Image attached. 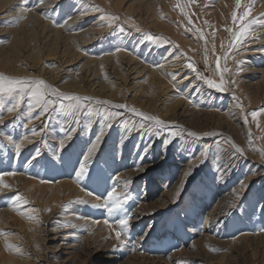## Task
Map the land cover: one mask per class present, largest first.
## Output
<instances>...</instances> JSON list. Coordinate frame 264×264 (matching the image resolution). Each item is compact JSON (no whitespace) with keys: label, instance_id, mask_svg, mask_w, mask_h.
Wrapping results in <instances>:
<instances>
[{"label":"rangeland","instance_id":"374dc122","mask_svg":"<svg viewBox=\"0 0 264 264\" xmlns=\"http://www.w3.org/2000/svg\"><path fill=\"white\" fill-rule=\"evenodd\" d=\"M46 1L48 0H44V2ZM101 1L106 4L103 5ZM101 1L64 0L59 4L57 3V9H53L50 14L47 13L46 17L50 19L49 22L52 25L60 28V25L66 23L71 16L73 17L77 10H85L89 12L88 15L94 14L89 18H84L86 19L84 25L98 24L100 22L101 26L106 28V31L100 37L101 39L97 38L98 40L95 43L93 42V45L91 44L87 47L88 49H85L84 53L87 56L98 57L100 53L101 56L104 54L110 55L111 52H103L104 47L113 46L120 38L123 39L125 44H129L131 41L135 44L132 51L127 47L128 49L126 50L129 51L127 53L134 56L137 55L138 57H133L140 62L144 60L145 65L149 63L147 66L150 70L159 68L164 62H169L173 65V67L167 68L169 69V72H167L169 85L167 87L169 88L165 100H170L168 101L171 103L169 105L181 99L183 101L186 100L191 109L222 114L224 119L231 124L234 123V118L239 119L237 122L240 123L239 127H243L244 140L248 143L249 150L244 155L237 152L233 147V144L237 146V143L232 135L224 132L225 127H216L211 124V127L209 126L203 131H196L187 126L180 127L181 122L179 121L169 123L171 127L167 123L166 127L159 128L154 127L153 121L146 120L143 116H138L129 111V108L135 107V109L147 116L152 114L139 107L138 102L141 99V95L144 97L143 90L139 89L138 91L137 87L131 84L138 82V84L140 83L139 85H143V78L136 82H128L120 96L121 102L116 101L115 104L103 100L96 101L92 98L81 99L80 101L60 99L49 94L48 100L54 103L48 107L46 112L41 110V106L35 105V101L27 94H25L24 99L19 104H17L18 97L16 95L0 94V174L5 172L15 173V170L17 172L15 175H3L2 178L23 176L27 172L30 179L33 177L32 179L38 181L37 183L52 184L56 177H62L64 172H66L63 169V164H68L66 169L74 172L76 164L90 147L85 141L88 139L95 140L93 136L97 137L99 132H102L103 135H100V147L95 155L91 171L84 179V183L88 188H93L95 184L110 183L111 189L115 188L117 195L120 192V197L123 200L122 206L118 210L113 211L112 214L103 206L107 201L106 192L101 194L106 195L99 199L98 205L92 204L90 201H84L81 198L69 202L70 209L76 204V208H79L83 214L86 210L91 209L93 211V222H103L105 229L113 230L111 233L112 237L104 235L103 239L92 245L90 241L89 243L84 241L83 236H88L89 232H92L90 236L98 235V229L78 230L79 235H73V229L66 222L61 221L59 215L48 217L51 214L50 211L45 213V218L29 219L31 216L26 214V209H28L30 204L27 196L21 191L23 187L17 188L18 191L1 193L0 212L1 210L7 211V209L9 211L10 207L14 210H10V218L2 219V221L7 222V225L5 224L6 222H2V225H0V233H2L0 234V260L2 261H0V264H18L14 261L10 263L9 260L5 261V259L7 257L8 259H19L22 254H25L24 263L27 264H38V262L40 264H126L125 261L136 254V251L141 256L150 259H163L171 264H193L191 259L183 258L180 255L177 256V254L182 252V250L188 252L191 249L190 245L198 238V232L206 234V232L212 231V229L210 230L209 221L207 222V217L214 208L216 200L210 189L213 188L212 185L216 179H222L223 177L220 170L222 156L223 159L227 157L239 159L238 161H232L235 163L233 175L225 181L230 180L235 175L237 186L242 183L241 185L244 187L245 182L248 183L242 191L243 194L241 195L242 197L240 196V201L221 220V222L224 221L225 223L222 225L221 232L218 233L221 236H217V232L212 231V233L216 234V237L221 238L220 240L224 242L234 241L235 238L238 240L242 236L241 233L247 235V237L256 236L257 238L264 236V94L261 95L262 97L260 96V101H245L247 95L243 96V91L255 83H261V86L264 87V0H241L239 9L236 7V0H194V2H190V0H172V10L169 12L162 11L159 22L173 30L175 36L151 26L145 25V27H142L133 19L123 17V13L115 9L112 0ZM83 4H87L86 9L81 7ZM41 5L37 6V0H29L30 8L33 7L30 11H24L22 5H20L21 8L19 9L25 14L42 10ZM219 7L221 10L219 13L215 16L210 14V12L217 10ZM181 8H183V12ZM248 9H251V11L244 20V25H250L249 33L235 48H230L229 46L233 42V35L240 28L239 17L243 16ZM233 12H236L238 17L235 24L232 20ZM184 13H187V15ZM112 16L119 17V19L113 21L111 27H109L108 19H101V17L110 18ZM253 21H258V23H253ZM16 25L17 23L11 22L9 19L7 22H0V30L2 31L3 27L8 29ZM137 27L140 29L138 32L136 30ZM147 34H151L155 39L148 40L146 38ZM189 40L196 42L201 47H192ZM9 42L10 37L0 36V46ZM98 48V51H101L100 53L96 50ZM136 48H139L140 52L138 54ZM196 49L197 51H195ZM149 56H151V60L148 59ZM225 56L227 57L226 59ZM167 57L170 58L168 59ZM218 57L220 58L219 69L216 67ZM189 64L193 65V67H188ZM47 65L52 68L54 63H48ZM173 76L175 79H173ZM221 78H223L224 91L210 88L206 83V79H212L220 83ZM24 79L30 81L27 78ZM60 85H57L58 89L63 92L59 87ZM192 85L193 87L191 88ZM190 88L191 93L186 96V90ZM207 90H209V94ZM202 92H205V94ZM187 97L188 99H186ZM221 98L222 100H220ZM199 103L201 104L200 107ZM76 104L80 105L77 110L69 107ZM117 104L127 105V108H117L115 107ZM14 105L15 108L12 111L13 114H11L8 109ZM29 105L35 106V114L31 117L32 122H27L28 117L25 116L29 111ZM232 109L233 113L228 116L227 112ZM253 111L258 113L256 118L251 115ZM241 114L242 116H240ZM108 124H111V127H107ZM190 132L200 133L202 136H192L189 135ZM172 133H176V135L173 136ZM206 133L208 135H205ZM29 136L30 138H28ZM52 136L58 137L57 139L62 141L68 140V145L70 144L66 155H62V158H49L47 155L49 149L52 147L57 148L56 144L51 145L50 138ZM69 136L70 139L67 138ZM126 136L129 145H127L122 155L120 151L122 149L121 139ZM29 139L30 145L28 147L21 146L20 151L22 152H17L15 144H21V142ZM141 146L144 148H141ZM138 148L140 151H138ZM245 156L247 159H244ZM196 160L198 162L191 168L190 175L186 179H182V172L185 170L183 167L187 163H193ZM137 161L138 163H136ZM181 166L183 167L181 168ZM28 167L30 168L29 171H27ZM129 171H134V174H138L136 177L133 174L127 176L125 181L128 182L126 183L127 189L121 192L119 187V181L122 180L121 175ZM57 172L60 173L58 174ZM228 183L231 182L228 181ZM175 187L178 189L179 199L174 204L167 209L161 210L160 213L156 212L157 214H154V216H141L138 214V208H140L144 200L146 203L155 202L161 197L160 194L168 193ZM224 191H226V188ZM17 195L21 197L19 202L15 200ZM123 195L127 197L126 200ZM125 216L131 217L129 227L121 230L120 225L117 227L116 224L119 219ZM247 223L248 226L246 225ZM207 224L210 226L208 227ZM253 224H256V226ZM196 225H199V228H194ZM188 229H191V232ZM116 231H121L120 239L124 241L123 244L116 239ZM240 231L243 232L240 233ZM31 232L35 234L31 235ZM168 233L172 234V240L170 237L165 239ZM253 240L251 244L247 242L239 243L241 250L238 251L239 254L235 259V264H264V241L261 239ZM14 241L15 243L13 244ZM248 244L250 245L249 247ZM99 246L102 248L100 249ZM36 250L39 251V260L33 256ZM223 250L214 246L209 249V252L213 255H219L224 252L228 255L230 254L229 256L234 254L230 250ZM244 250L246 253H244ZM163 251H167V253ZM13 252H15V256ZM11 255L13 256L11 257ZM181 258L182 261H180Z\"/></svg>","mask_w":264,"mask_h":264},{"label":"bare ground","instance_id":"6f19581e","mask_svg":"<svg viewBox=\"0 0 264 264\" xmlns=\"http://www.w3.org/2000/svg\"><path fill=\"white\" fill-rule=\"evenodd\" d=\"M63 1L64 0H48L41 5V7L43 8L42 10L31 11V12L24 14L19 9V8H21L20 7V5H21L20 0H0V22H5V21L7 22L10 19L11 22L17 23V25L15 27L8 28V29L3 27L2 28L3 30L2 31L0 30V36L8 37V38L10 37L9 43H3L0 46V74L4 73V75H6V76L18 77L21 79L27 78L30 81L42 79V80L46 81L48 84H50L56 88H58L57 85L63 84L62 86L60 85L59 87L65 93L80 96L82 98H84V97L92 98L96 101L103 100V101H106V102H109L112 104H115L116 101L121 102L120 96L122 95V91L126 88V84L128 82H130V81L136 82V81L140 80L141 78H143L144 79L143 85H139L140 83L138 84V82L137 83H131V84L132 85L134 84V86L137 87L138 91H139V89L143 90L144 97H143V95H141V97H140L141 99L138 97L140 99L138 102V105L141 109H143L149 113H152V114H150V116H154V117L158 116L161 120L165 121L166 124L167 123L169 124L171 122H179L180 121L182 124V125L181 124L179 125L180 127L187 126V127L191 128L193 130H196V131H203L204 129L209 128V126L211 127V124H213L216 127H225L224 132L233 136L234 141L237 143V146H239L241 149H243L242 154L244 155L245 153H247V151L249 150V145L244 140L243 127H239L240 123L237 122L239 119L237 120L234 118V120H233L234 123L231 124L227 120L224 119L222 114H216V113H213L212 111L211 112H208V111L207 112H201V111H199L200 109L199 110L197 109L198 111L191 109L188 106V103L186 100L183 101L181 99H178L172 105H169L170 102H168V101H170V100H165L166 96L168 95V88H169V87H167L169 85V80H168V75H167V72H169V69H167V68L173 67V65L170 64L169 62H166V63L164 62L163 65H161L159 68H157L155 70H150V68L147 66L149 63L147 65H145L144 60H143L144 58L142 59L143 61L140 62L134 58V57H138L135 53H131V54H135L136 56L130 55L127 53L129 51L126 49L129 48L132 51V48H134L133 45H135V44L132 43V41L131 42L128 41L129 44H125L123 39H120V38L118 39V42L115 43L113 46H109V47L105 46L104 47L103 52L104 53L105 52L106 53L111 52L110 55H106L103 53L104 55L101 56V53H100L101 51L100 52L98 51L99 48L96 50L100 53V56L90 57L89 55L88 56L85 55V53H84L85 49L88 46H90L91 44L93 45V42L95 43V41L98 40L105 33L106 28H103L101 26L100 22L97 24V23H92L91 21L90 22L92 24L85 26L84 22L86 21V19H84V18H89L90 16L94 15V14L88 15L89 12H87L85 10H83V11L77 10L76 13L74 12L75 15L73 17L72 16H71V18L67 17L68 19H67L66 23H64L62 26L60 25L61 26L60 28H56V26L52 25L49 22L50 19H48V17H46L47 16L46 14L47 13L50 14V12H52L53 9L55 10V8L58 7V4L60 2H63ZM96 1L100 2L101 0H96ZM112 1L114 2L115 9H117L123 13V15H124V16L122 15L123 17L133 19L138 24H140L142 27H145V25L151 26V27L159 29V30L167 31V33H171L172 36H175V32L173 30H171L169 27H167L166 25L161 24L159 22L160 17H161V12L162 11L163 12L171 11L172 7H173V1L174 0L173 1L172 0H112ZM101 2H103V1H101ZM226 3H223V4H226ZM32 4H34V3H32ZM104 4H106V3L103 2V5ZM86 5L87 4H85V5L83 4L81 7L86 9V7H87ZM31 8H33V7H31ZM262 10H263V8H262ZM220 11L221 10L219 7L217 10L210 12V14L215 16ZM21 17H23V18H21ZM17 20H18V22H17ZM87 23H85V24H87ZM9 26H11V25H9ZM57 27H59V26H57ZM107 30H109V29H107ZM119 35H118V37H119ZM189 43L194 48L201 47V46L197 45L196 42H194V41L189 40ZM97 46H99V45H97ZM90 49H92V48H90ZM93 49H94V47H93ZM118 49H120V50L118 51ZM136 49H137L136 52L138 54V52H140L139 48H136ZM219 50H220V48H219ZM195 51H197V49ZM165 55H166V52H165ZM167 58L169 59L170 57H167ZM148 59L151 60V56H149ZM173 62H175V61H173ZM48 63H54L53 67L49 68L47 65ZM173 64H175V63H173ZM171 70H172V68H171ZM170 74H171V72H170ZM187 76H189V75H187ZM192 87H193V85L191 86V88ZM191 88L186 90V94H185L186 96L187 95L189 96V94L191 93ZM199 88H200V86H199ZM193 89H195V88H193ZM195 91H196V89H195ZM207 91L209 94V90H207ZM228 92H229V90H228ZM203 94H205V92ZM262 94H264V87L261 86V83H255L253 86H251L250 88L243 91V96L247 95L245 101L246 100L247 101H252V100L260 101L259 98ZM200 96H197V97H200ZM212 96H213V94H212ZM186 99H188V97ZM257 99H259V100H257ZM220 100H222V98ZM135 101H137V100L135 99ZM199 101H200V99H199ZM207 102H210V101H207ZM200 105L201 104L199 103V107H200ZM211 105H212V103H211ZM211 105H210V107H211ZM34 107L35 106H33V105H29V107H28L29 111L25 115L26 117H28L27 122H32L31 117L34 116V114H35L34 113ZM207 108H208V106H207ZM204 109H206V108H204ZM210 110H211V108H210ZM203 111H205V110H203ZM230 113H233V109L230 110L229 112H227L228 116ZM236 113H238V112H236ZM11 114H13L12 111H11ZM155 114H157V115H155ZM240 116H242V114ZM96 119L98 120V118H96ZM223 119H224V122H223ZM262 121H263V119H262ZM169 126H170V124H169ZM93 128H95V127H93ZM102 130H103V128H102ZM65 132H67V131H65ZM97 134H98V131H97ZM100 134L101 133L99 132L98 135L100 136ZM196 134L199 136H202L200 133H196ZM28 138H30V136ZM57 138H55L53 136L50 138L51 145L56 144L57 148L52 147L51 149L48 150L49 152H47V155L49 156V158L51 157V158L57 159V158L61 157L62 155L63 156L66 155L67 149H68V147H70V144L68 145V140H66V141H63V147L61 148L60 145H61L62 140L57 139ZM93 139H95V140L92 141V139L91 140L88 139L85 142H87V144H89L91 147V145L93 143H96L95 135L93 136ZM121 142H122V144H121L122 149L120 151L122 152V155H123L124 150H126L125 148L127 147V145H129L128 140H127V136L122 138ZM100 144H101V142L99 139V143L97 144L95 151L92 153L89 160L86 162L87 173L84 177L80 178L79 180L76 177V173L79 171L80 164L85 163L83 161V157L80 159L78 164H76V166L74 168V172H71L70 170L66 169V167H68V164H63V169L66 170V172H64L62 177H59V176L56 177L54 179V181L52 182V184H46V183H41V182L37 183L38 181L32 179L33 177H31V179H30V176H29V174H27V172H25V174L23 176L19 175V176L4 177V178H2L3 183L6 185H10L11 187H0V194L1 193H9L10 191L17 190V188L23 187L21 189V191L24 193L25 196H27L28 202L30 204L28 209H26V214H29L32 217V219L45 218V215H46L45 213L48 212L50 209L51 214H49L48 217H51L53 215H59V217H60L59 219H61V221L66 222L68 224V226H70L73 229V231L75 233L74 234L72 232L73 235H79V232H77L78 230H82V231H83V229L84 230L85 229L86 230H90V229L92 230V228L98 229V232H97V233H99L98 235H95V236L91 235L90 236V233L92 234V232H89L88 236H86V237L83 236L85 239L84 241H86L87 243H89V241H90L92 243V245H95L97 243V241L103 239L104 235L107 237H112L111 233L113 232V230L109 229L108 227H107L108 229H105L104 228L105 224L103 222L102 223L93 222V217H92L93 211L91 209L86 210V212H84V214H83V213H81L79 208H76V206H77L76 204L71 209H70V205H68L70 201L77 199V198L78 199L81 198V199H84V201L85 200L90 201L92 204L98 205L100 202L99 199L103 195H106V194H103V195H101V194L104 192L108 193L107 191L112 190L110 183H103V184L101 183L100 185L95 184V186H93V188H88L87 186H85V183H84L85 177H87V175L91 171V167L93 165V161H94L95 155L97 154V150L100 147ZM29 145H30V139L28 141L21 142V146L28 147ZM143 146H141V148H144ZM90 147H88V149ZM134 150H136V149H134ZM138 151H140V149ZM19 152H22V151H19ZM135 153H136V151H135ZM16 154H17V152H16ZM87 154H88V150H87L85 155H87ZM19 155H21V154H19ZM244 159H247V157L245 156ZM238 160L239 159L229 158V157H227L226 159H223V156H222V160H221L222 164L220 166V170H221V176L223 174L224 178L222 177V179L221 178L216 179L212 185L213 188L210 189V192L213 194V197H215L216 201L214 204L215 206H213L214 208L211 210L210 214H208L209 216L207 217L208 218L207 222L209 221V223L211 225V226L209 225L210 230L212 229V231L217 232L216 233L217 236H219V235L221 236V234H218V233L221 232V228H223L222 225L225 224L224 221L221 222V220L224 218V216H227V213H230L233 210V207L240 201V199L242 197L241 195L243 194L242 191H243V189H245V186L248 183V182H245L244 187H242V185H241L242 183L237 186V183L235 180V175L230 180H228L231 183L227 184L228 181H225L226 179L230 178L231 175H233V168L235 166V163L232 161H238ZM197 162L198 161L196 160L193 163H189V164L187 163V165L185 167L181 166V168L182 167L185 168L184 172H182V179H184V178L186 179L187 176L190 175V172L192 171L191 168L193 166H195ZM14 163H16V162H14ZM136 163H138V161ZM113 165H115V164H113ZM181 165H182V163H181ZM29 170H30V168L28 167L27 171H29ZM14 172L17 174L16 170ZM133 172L129 171V172L123 173L121 175L122 180L119 181V184H120L119 187L121 189V192H122V190L127 189V186H126L127 184L125 182L127 176L132 175V174L134 175V177L137 176L138 173L134 174ZM57 173L59 174L60 172H57ZM163 188H165V187H163ZM225 188H226V191H224ZM145 189H143V190H145ZM119 193H118V195L120 196L121 194H119ZM144 193H146V192H144ZM160 195H161V197L155 202L146 203V201L144 200V202L141 204L140 208H138V214L141 216H150V215L154 216V214H157L156 212L160 213L161 210L167 209L169 206L174 204L179 199L178 189H176V187L173 188V190L169 191L168 193H164V194H160ZM123 197H125V196L123 195ZM12 209L13 208L10 207L9 211H8V209H7V211L1 210V212H0V225H2L1 224L2 222H6V221H2V219L9 217L11 214L10 210H12ZM111 214H112V212H111ZM240 220H241V218H240ZM260 222L262 223V221H260ZM5 224L7 225V222ZM208 224H207V226H208ZM178 225H180V224H178ZM246 225L248 226V223ZM246 225H244V226H246ZM253 225L256 226V224H253ZM116 226L119 227V224L117 223ZM198 226L199 225H196V226H194V228L198 227ZM234 226L236 227V225H234ZM115 227H114V229H115ZM12 228H14V227H12ZM19 228H21V226H19ZM103 229H105V230H103ZM227 229H229V228H227ZM230 229H231V227H230ZM244 230H246V229H244ZM22 231H23V229H22ZM202 231H203V229H202ZM212 231H210L209 233L206 232V234H201L197 231L199 236L197 239H195L194 243H192L190 245L191 249H189L188 252L182 250V252L177 254V256L180 255L183 258L185 257L187 259H191L193 264H235V261H236L235 259L239 254L238 251L241 250V248L239 247V243L242 242V244H243V242H247V243L251 244L254 241L253 239H261L262 241H264V236H260L257 238H256V236L247 237V235L241 233L243 231H240L241 235L242 236L244 235V237L241 236V237H239L238 240H236L237 238H235L234 241L224 242V241L220 240L221 238L216 237V234H213ZM189 232H191V229L189 230ZM230 233H232V232H230ZM34 234L32 233L31 235H34ZM212 234L215 236H213ZM169 237L172 240L173 236L170 233H168L166 235L165 239H167ZM31 238H32V236H31ZM20 240H22V239H20ZM14 243H15V241L13 242V244ZM111 243H112V241H111ZM139 243L141 244L140 241H139ZM34 244H36V243H34ZM249 244H248V247L250 246ZM11 245H12V243H11ZM214 246H217V248L222 249V250L223 249L228 250V251L230 250V252H232L234 254L229 256L230 254L228 255L224 252V253L219 254V255H215V254L213 255L211 252H209V249H211ZM34 247H37V246H34ZM170 247H171V245H170ZM99 248L101 249L102 247L99 246ZM134 249H136V248H134ZM13 250H15V249H13ZM22 250H20V251H22ZM24 250H25V248H24ZM38 250H39V248H38ZM38 250H36V252L33 255V256H35V258H37V260H39V251ZM126 250H128V249L126 248ZM15 252H13V254ZM9 253L11 254V252H9ZM164 253H167V251ZM244 253H246L245 250H244ZM24 255L25 254H22L21 256H19V259H14V258L8 259V257H7V259H5V261L9 260L10 263H13L12 261H14V262H17L18 264L19 263L27 264V263H24L25 262ZM12 256L13 255H11V257ZM14 256H15V254H14ZM191 260H189V261H191ZM180 261H182V258ZM125 262H126V264H171L168 261H164L163 259H159V258L150 259V258H147L145 256H141V255L137 254V251H136V254L129 257ZM239 262H240V260H239ZM38 264H40V263L38 262ZM238 264H240V263H238Z\"/></svg>","mask_w":264,"mask_h":264},{"label":"snow or ice","instance_id":"6c2138e0","mask_svg":"<svg viewBox=\"0 0 264 264\" xmlns=\"http://www.w3.org/2000/svg\"><path fill=\"white\" fill-rule=\"evenodd\" d=\"M190 2H194V0H190ZM44 3V0H37V6L41 5ZM21 5L23 6V10L24 11H30L31 8L29 6V0H21ZM241 6V0H236V7L237 9H239ZM181 11L183 12V8H181ZM251 9H248L244 12L243 16L239 17V21H240V28L238 30V32L234 33L233 35V42L230 44V48H235L237 44L241 43L246 36L249 33L250 30V25L249 26H245L244 25V20L249 16ZM185 15H187V13H184ZM23 18V17H21ZM101 19H108V26L111 27L112 22L115 20H118L119 17L116 16H112L110 18L108 17H101ZM237 13L233 12L232 14V20L233 23L235 24L237 22ZM18 22V20H17ZM253 23H258V21H253ZM62 26V25H61ZM135 26V25H134ZM121 30H123L121 28ZM137 31H140V29L137 27L136 28ZM199 31V30H197ZM231 31V30H229ZM146 38L148 40H154L155 37H153L151 34H147ZM120 49H118L119 51ZM227 57L225 56V59ZM219 57L217 58V62H216V67L219 69L220 65H219ZM188 67H193V65L189 64ZM173 79H175V77L173 76ZM206 83L210 88H215L218 91H224V87H223V78H221V82L217 83L216 81L212 80V79H206ZM3 93H8V94H14L18 97L17 99V104H19V102L21 100L24 99L25 94H27L33 101H35V105H39L41 106V110L42 111H47L48 107L54 103L53 101L48 100V95L51 94L52 96H55L57 98L60 99H67V100H75V101H80L81 99H90L88 97H84L81 98L79 96H74L72 94H68V93H64L62 91H60L58 88L48 84L46 81L44 80H35V81H26L25 79H21L18 77H10V76H6L4 74H0V94ZM71 109L73 110H77L80 105L76 104V105H70L69 106ZM115 107L117 108H127V105L124 104H117L115 105ZM15 108V105L11 108L8 109V111H13ZM129 111L135 113L138 116H143L144 119L146 120H151L154 121V127H159V128H164L166 127V122L159 119L158 117H154V116H147L144 113L138 111L137 109L133 108H129ZM253 118H256L258 116V113L253 111L251 113ZM125 126H127L125 124ZM107 127H111V124H108ZM141 127H143V125H141ZM36 134V133H34ZM100 135H103V133L101 132ZM173 136L176 135V133H172ZM189 135L192 136H196L197 134L195 132H190ZM205 135H208V133H206ZM67 138H70L67 137ZM26 139V138H25ZM99 139L100 136L98 135L96 137V143H93L91 145V147L88 149V154L83 156V161L85 163H81L80 167H79V171L76 173V177L79 180L80 178L84 177L87 173V167H86V162L89 160L90 156L92 155V153L95 151L97 144L99 143ZM170 142V141H168ZM16 150L17 152L20 151L21 149V144L20 143H16L15 144ZM60 147H63V141H61V145ZM233 147L235 148V150L239 153H243V149H241L239 146H236L233 144ZM3 175H15V173H3L0 174V187H11L10 185H6L3 183V179L2 176ZM128 183V182H126ZM124 199L126 200L127 197L125 196ZM15 200L17 202H19L21 200V197L19 195H17L15 197ZM123 200L121 199L120 196L117 195L115 188L112 189V191L107 193V201L106 203L103 205L104 207H106L109 211V213L118 210L121 206H122ZM50 211V209H49ZM29 219H32V217H29ZM131 219V217L129 216H125L122 219L118 220V224L121 227V230L126 229L127 227H129V220ZM2 234V233H0ZM116 239L120 240L121 244L124 243L123 240H121V231H116Z\"/></svg>","mask_w":264,"mask_h":264}]
</instances>
